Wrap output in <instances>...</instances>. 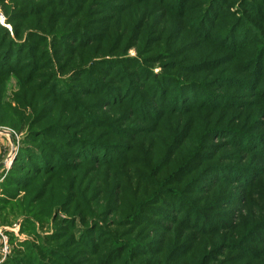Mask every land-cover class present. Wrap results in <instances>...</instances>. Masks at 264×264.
<instances>
[{
    "label": "rangeland",
    "instance_id": "rangeland-1",
    "mask_svg": "<svg viewBox=\"0 0 264 264\" xmlns=\"http://www.w3.org/2000/svg\"><path fill=\"white\" fill-rule=\"evenodd\" d=\"M0 235V264H264V0H0Z\"/></svg>",
    "mask_w": 264,
    "mask_h": 264
},
{
    "label": "built area",
    "instance_id": "built-area-1",
    "mask_svg": "<svg viewBox=\"0 0 264 264\" xmlns=\"http://www.w3.org/2000/svg\"><path fill=\"white\" fill-rule=\"evenodd\" d=\"M1 236V235H0ZM2 237H3V240H5V237L2 235Z\"/></svg>",
    "mask_w": 264,
    "mask_h": 264
}]
</instances>
